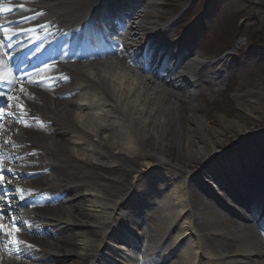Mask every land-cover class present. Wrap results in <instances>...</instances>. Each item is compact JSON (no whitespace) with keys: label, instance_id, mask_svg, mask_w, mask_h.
<instances>
[{"label":"bare ground","instance_id":"bare-ground-1","mask_svg":"<svg viewBox=\"0 0 264 264\" xmlns=\"http://www.w3.org/2000/svg\"><path fill=\"white\" fill-rule=\"evenodd\" d=\"M141 25L147 24L140 23L136 27L135 33L138 31L143 32L144 26ZM159 38H161L160 33ZM192 61L193 60H191L187 65V73H191L195 67L196 60L194 62ZM198 66L199 68H210V65L198 64ZM105 77L109 81L113 80V84H111L112 102L119 103L117 100H115V97H121V103L119 104L125 106L124 108L131 118L132 127L136 129V134H141V136H144V138L148 141L147 144H149V141H152L154 146L156 147V154L157 150H160V156H151L149 163H147V167L153 166L156 163H160L166 160L167 162L177 165L182 169L188 168L185 170V172L172 171L171 175L170 172L166 171V175L161 176V178H164V182H168V185H165V192L162 194V200H159L158 202V205H160L162 208L159 210H155L154 212L157 213V216H159L160 212L163 210V212L166 213V216L163 219L157 221L162 228L160 236L157 237V235L152 232V234H150V241L157 238V243L161 246L158 248L160 249V251L161 249L168 247L169 237L179 236V230L175 228L182 212H185L184 209L187 207H189V209H186L185 216L183 218V224L186 225L185 231H190L192 224L191 222L194 219V217H192L191 215H201L203 224L201 225L200 230L202 233L207 234L206 237L209 239V241L201 240L196 244L195 248L188 242L189 240H191L192 235L185 233V236L183 238H177L180 239V242L177 247L174 248L172 246V248H170L165 253L158 252V254H160L158 256L159 264H193V260L196 254H203L202 252L205 249H209V253H207L206 256H208L209 262L211 264H222V262L223 264H231L230 261L232 255L251 254L255 251L259 256L264 255L263 245H261L260 242H256L254 238L251 237V234L249 233L250 228L247 226L238 225L236 222L229 220L227 216L223 214L224 212H220L221 209L219 208V206H217L218 201L213 199L209 191L205 189L206 192L209 194L207 196H200L201 198L196 197L197 192H199V188L196 183L197 180L195 179V177L198 174H194V172L189 171L190 169L188 166V163H190V161H196L195 163H201L204 167V170L208 172L209 176H211L209 173V163L211 162V160L217 162L219 159L223 158L225 160L228 159V161L226 160V162L224 163V166L226 164L228 166L230 163L233 164L241 162L243 160L245 163H247L246 169L252 172L259 170L260 164L258 161L255 160L256 155L253 151L249 154L239 156L238 151L243 150V147L241 146H235L233 150L227 151L225 153L221 152L219 154H214V151H211V148L206 149L201 146L203 140L209 138V136L213 134H215L216 137L222 136L230 132L232 129L234 131H241L250 127L248 131H251L253 130V128L257 127L255 129L259 131L263 127L264 121L259 122L261 120H258V115H255L254 113L256 109L253 108L250 112V115H246V117H241L239 120L229 121L226 124L220 122L223 125L220 127L217 126L219 128L218 130L217 128H213V133H210L211 131L209 130V128H207V125H209L207 119L203 120L199 118V116H196L195 114L196 111H192V108L189 107L190 98L187 96L186 93L182 94L184 87L180 81L173 83L171 86H167V84H165L164 82H161L160 85L157 84L155 86L152 83L148 82L145 78L138 80L132 75H127L123 81L116 74L113 76L108 75ZM115 85H117V89L115 88ZM106 109L107 111L103 113L104 117L107 120V116L109 113L111 119L112 115H114V112L109 108ZM47 112H49L50 114L57 115L56 111L52 108H48ZM59 116L62 117V113H60ZM260 119H263L262 114H260ZM73 120L75 122V126H72L73 131L71 132L73 133L70 132L71 134L69 133V135L79 138V136H82L83 133H81V131L78 130L76 126L86 125L88 131H91L92 129L91 132H93V138L94 140H97L95 143H93L94 150H86L85 146L82 147V152L85 156L82 161V165L84 166H89L90 168H92L89 165L90 160L94 158L95 152L99 153L100 150H102L103 152H108L109 150L111 152H123L127 155L137 154V156H140L142 154V150L140 149L139 145L131 137L126 136L124 142L122 143L115 139L113 136H111L114 132L110 134L108 133L107 135H102V129H100V127L102 126L100 124L98 125L96 122H93V124L89 123L83 118V116H79L78 118H75ZM250 120H252L251 123H249ZM50 124L51 126L47 131L55 133L54 135L58 136V139L51 140V138H46L44 136L39 135L34 140H38V142L48 148H61V145L63 144L65 130H62L59 127V122L56 120H52ZM255 124L257 126L254 127ZM67 128H69V126H67ZM121 128L125 131L124 127ZM111 131H113V129ZM114 131L120 133L121 136H124V134L121 133L119 130L114 129ZM197 135L200 137V141L195 140V137ZM246 139L244 138L243 141H245ZM255 139H257L259 142H263V129L260 134L256 136ZM220 142L221 141L219 140L213 142L214 146L217 147L215 149L224 148L223 145H219ZM251 142L253 143L254 140H251ZM168 147H170V151H167ZM197 147L202 148V150L199 151ZM146 150L147 152L145 155L150 156V152L148 151L150 150V147L147 146ZM184 154H188L189 156H186ZM260 154L264 158V149L263 152ZM110 155L112 154H108V156H103L100 154V159H107V157L109 158ZM200 157L201 159H199ZM148 158L149 157H147V160ZM134 164H136V162H134ZM182 175L188 176V182L183 190L180 188L177 181V178L179 179ZM216 175L217 174H215L214 176ZM235 175L238 176L239 181L241 182L244 188L250 191L254 188V185L246 183L249 181V179L246 177V172L243 168H240ZM58 176L66 177L68 179L74 178L71 174L67 177V173L64 172L63 174H60ZM262 178H264V175ZM262 178L256 180L255 183L261 185ZM219 184L224 191V196L227 198H232L233 195L229 191V187H226L222 182H219ZM108 197L110 198L109 203H111L117 197H119V195L117 191H111L108 194ZM144 204L145 203H143L142 207L140 208L138 216H141L142 214L145 215L143 210L149 211L150 208H154V206L149 207L148 205L144 206ZM106 206L108 207V205ZM143 206L145 209L143 208ZM61 210L59 211L57 210V208L48 210L51 217H55V219L52 220V223L62 224L67 221V218L69 217V214H67V208H65V210ZM58 214H60L59 217H57ZM125 217L126 216L123 213L122 221L124 222ZM242 219L243 221H245L244 218ZM145 221L148 223L147 219H145ZM151 224L156 228L154 230L153 227L150 226L152 231L159 230V225L157 223L152 221ZM106 225L108 226V231L102 234L100 232V238L101 235H104V237L101 239V243H103L105 237L112 240L115 239L114 235L110 236L111 233L109 231V223H107ZM128 225L133 224L129 223ZM231 225H235L236 229L232 228ZM240 227L241 230L239 231L238 229ZM166 231L168 232V237L162 235ZM226 231H231V237H234L236 233L241 234L240 238L236 241V244L234 246H230L231 244L229 245L228 242L224 239L217 241L218 234ZM69 249L70 248L68 244H63L60 247L55 246L52 250L59 251L61 255H65L66 252L69 251ZM99 250H101V247L98 249V251ZM104 250L105 249L101 251ZM196 250H201L202 252L199 253L197 251L196 253ZM51 254L55 253L53 252ZM55 257L56 254L51 258ZM10 264L26 263L21 261H14ZM255 264H264V262Z\"/></svg>","mask_w":264,"mask_h":264},{"label":"snow or ice","instance_id":"snow-or-ice-1","mask_svg":"<svg viewBox=\"0 0 264 264\" xmlns=\"http://www.w3.org/2000/svg\"><path fill=\"white\" fill-rule=\"evenodd\" d=\"M21 13L32 12V15H21L16 21L7 24L0 23V56L6 59H0V128H3L4 121L22 125L25 128L33 130L43 129L49 124L47 121L40 120L37 115L31 113L27 101H33L36 98L34 90H48L53 94L55 90L62 84L69 82L70 77L59 70L57 61L51 56L47 61L42 59L40 46L31 48L27 51L17 52V46L14 44V38L20 34L34 33L36 27L40 30L47 31L48 25L39 24L36 27H25V22L31 23L45 15L43 11H36L26 7L24 3H16L15 8L4 7L0 8V12L11 13L12 11ZM14 23L15 27L11 24ZM93 27L103 31L102 22H97ZM11 33V35H8ZM16 53V55H13ZM40 59L42 67L33 65L35 71L29 72L24 66L25 62L30 58ZM155 53L151 49H146L138 61H135L138 66L142 67L145 73H151L159 76L160 73L167 71V64H155ZM59 72V75L54 73ZM57 100L64 99L60 96H55ZM31 121L30 122L29 119ZM16 134L17 129H6ZM53 135L55 133H52ZM0 146H9V141L4 140ZM22 145L11 144L10 147L14 150ZM28 155H36L34 152ZM16 162L15 168H23L25 157L12 154L5 155L0 153V237L6 238L7 243H2L0 250L7 249L9 255H14L17 260L27 259L25 253L29 250H34L35 245L25 239H21V234L26 231L28 234L33 233L32 226L28 221L23 219V212L26 209H34L37 206H44L47 199V194L37 193L35 189H24L16 186L17 181H27L40 178L49 170L44 169L43 173L35 171L21 172L16 171L14 167H6L5 162ZM211 163V162H210ZM146 179V177H145Z\"/></svg>","mask_w":264,"mask_h":264},{"label":"rangeland","instance_id":"rangeland-1","mask_svg":"<svg viewBox=\"0 0 264 264\" xmlns=\"http://www.w3.org/2000/svg\"><path fill=\"white\" fill-rule=\"evenodd\" d=\"M238 1L240 0H233V3L237 4ZM248 4L249 2L246 3V5ZM239 8L240 7H234L235 10H238ZM260 8L261 10H256V16H255L256 17L255 19H257L256 22L250 25L252 21H248L249 25L244 28L246 33H248V31H251L252 33L258 32L259 30L256 28L263 29L264 31V6ZM248 14H250V11L242 12V15L244 16ZM253 25H255L256 28H254ZM256 47H260L259 50H264V46H256ZM254 55H256L255 52L251 54L250 56L254 58ZM255 62L256 60L254 59V60H251L250 64L246 65L250 69L251 75L248 77H243L245 80L239 86V90L236 89L235 93L233 90L231 93L223 94L224 95L223 97L218 98V100L214 104H212L211 106H208V108L205 110L206 112L203 111L197 115L199 116V118L203 120H206V118L210 120V121H207L209 123V125H207V128H209V130L211 131L210 133H213V128L215 129L217 128L218 130L219 129L218 127L223 125L220 122L226 124L229 121L239 120L241 117H246V115H250V112L253 108L256 109L254 113L255 115H258L259 117L258 120H261L259 122L264 121V66L262 65V63L259 66H255ZM239 63H242V60H240ZM221 98L222 100H220ZM228 100L233 106H230L231 104L227 103ZM230 108H233V109H230ZM254 113H251V114H254ZM260 114H262L263 119H260ZM251 121L252 120H250L249 123H251ZM255 126L257 125L255 124L254 127ZM255 128H253V130L251 131H248L247 128L241 131H236V130L234 131L232 129L227 134H224L218 137H216L215 134H213L209 136L210 139L209 138L204 139L201 146H203L206 149L211 148V151L212 150L214 151L215 148L217 147L214 146L213 142L216 140H219L221 141L219 145H223V146L226 145L225 147H227L228 145L239 142L243 140L244 138L245 139L248 138L255 130H257ZM143 138L144 136H141V141H142L141 144H143L144 147L152 146L155 149V146L153 145L152 141H149V144H147L148 142L147 139L143 140ZM195 140L200 141V137L197 135L195 137ZM210 143H212L213 145ZM198 149L199 151L202 150V148H198ZM167 151H170V147H168ZM184 155L189 156L188 154H184ZM199 159H201V157ZM195 162L196 161L194 162L190 161V163L188 162L187 163L189 164L188 166L190 167L193 164H197Z\"/></svg>","mask_w":264,"mask_h":264}]
</instances>
